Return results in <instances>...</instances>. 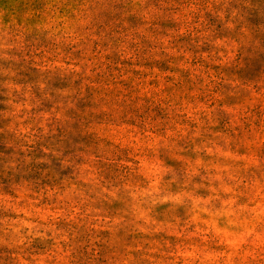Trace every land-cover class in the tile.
<instances>
[{
	"label": "rangeland",
	"instance_id": "obj_1",
	"mask_svg": "<svg viewBox=\"0 0 264 264\" xmlns=\"http://www.w3.org/2000/svg\"><path fill=\"white\" fill-rule=\"evenodd\" d=\"M0 264H264V0H0Z\"/></svg>",
	"mask_w": 264,
	"mask_h": 264
}]
</instances>
